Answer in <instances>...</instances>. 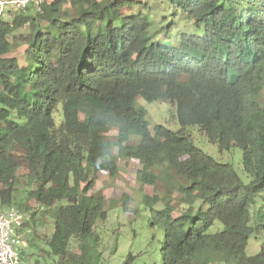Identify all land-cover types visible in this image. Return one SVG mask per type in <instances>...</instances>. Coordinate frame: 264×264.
<instances>
[{"label": "trees", "instance_id": "obj_1", "mask_svg": "<svg viewBox=\"0 0 264 264\" xmlns=\"http://www.w3.org/2000/svg\"><path fill=\"white\" fill-rule=\"evenodd\" d=\"M163 1L160 18L151 0H50L0 14V197L11 204L24 169L30 197L56 206L46 244L62 264L101 263L94 227L108 210L88 192L98 172L117 175L113 147L139 161L141 183L171 179L186 205L175 216L169 204L152 209L160 264H264V0ZM138 96L174 106L179 128L149 129ZM189 126L221 151L239 147L243 175L194 146ZM251 236L262 244L247 255Z\"/></svg>", "mask_w": 264, "mask_h": 264}, {"label": "rangeland", "instance_id": "obj_2", "mask_svg": "<svg viewBox=\"0 0 264 264\" xmlns=\"http://www.w3.org/2000/svg\"><path fill=\"white\" fill-rule=\"evenodd\" d=\"M163 2V0H151L149 3L152 14L157 18L162 15ZM8 9L5 7V12L1 16L3 19H9V14L13 15L6 13ZM122 12L127 14L131 11L123 8ZM24 32L25 30L21 29L16 36L19 37ZM23 48L24 46H21L12 52V55L17 56L20 61ZM135 102L136 106L145 111L149 129L157 124L164 125L170 130L179 128L175 108L171 104L159 101L148 102L140 96ZM186 132L193 145L199 150L219 162L229 164L239 175H243L242 150L239 147L233 146L229 150L221 151L197 126L187 127ZM116 134V129L111 127L105 136L110 141H114ZM129 143L134 144L135 139ZM112 154L118 166L117 175L112 177L107 172H98L95 186L88 192L89 194L101 192L105 197V208L108 210L107 219L102 222L98 221L94 227V232L98 237L97 248L100 252V264H123L124 262L125 264H160L161 247L164 243L163 227L159 222L154 221L152 209L160 210L165 204H169L172 208V215L175 216L181 213L186 205L180 202L181 195L173 186L175 183L167 176H161L158 170L154 169V172L160 175L155 184L141 183L137 179V171L141 168L139 161L132 157L118 156L116 147H113ZM17 174V181L14 182L9 194L11 204L4 205L0 197V212L10 207L26 210L29 216L26 220L28 225L21 231V234L26 241L25 257L31 264H62L59 257L48 253L49 247L46 244L54 229L53 218L56 206L46 208L38 204L29 195L36 185L27 180L24 176V169H19ZM2 189L0 185V190ZM144 195L148 197L156 195L158 199L150 207L144 203ZM198 204L199 202H195L194 207ZM221 228V223L215 222L209 231L215 232ZM77 244L75 239L70 240L69 252L71 254H79ZM261 244V240L249 237L246 254H256ZM128 254H130L129 258Z\"/></svg>", "mask_w": 264, "mask_h": 264}, {"label": "built area", "instance_id": "obj_3", "mask_svg": "<svg viewBox=\"0 0 264 264\" xmlns=\"http://www.w3.org/2000/svg\"><path fill=\"white\" fill-rule=\"evenodd\" d=\"M50 0H1L0 14L5 7L11 10H25L32 7L40 12ZM29 218L27 212L10 207L0 212V264H31L26 259V241L21 234L23 223Z\"/></svg>", "mask_w": 264, "mask_h": 264}]
</instances>
